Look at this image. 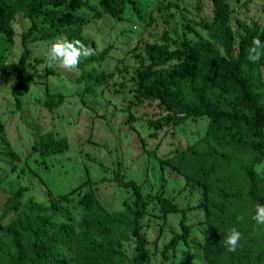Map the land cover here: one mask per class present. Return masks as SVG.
I'll use <instances>...</instances> for the list:
<instances>
[{
    "label": "rangeland",
    "instance_id": "1",
    "mask_svg": "<svg viewBox=\"0 0 264 264\" xmlns=\"http://www.w3.org/2000/svg\"><path fill=\"white\" fill-rule=\"evenodd\" d=\"M83 1L100 12L98 0ZM134 2L139 16L128 4L119 19L107 15L96 18L94 11L85 8L76 12L85 20L82 36L94 45L93 54L109 49L104 62L83 70L68 71L56 65L48 73L45 64L37 62H46L51 43L66 40L65 35L47 31L42 40L26 41L30 53L22 80L27 93L20 97V108L11 94L16 75L0 72V264H32L30 254L22 261L8 254L2 236L8 227L16 230L22 226L20 213L25 205L47 206L54 200L63 206L57 222L73 232L76 242L85 243L84 254L100 249V264H132L136 250L135 238L128 230L130 214L117 241L105 242L99 236L77 238L84 192H90L109 215H125L132 197L130 190L113 182L118 167L125 180L140 185L147 202L143 219L147 264H264V226L249 219L251 203L246 196L244 172L251 156L207 140V118L171 116L159 102L140 101L134 92L136 74L150 65L145 57L147 45H163L173 51L182 43L210 42L225 56L200 26L212 22V3ZM227 2L233 38L230 55L235 58L240 38L264 30V0ZM34 6L36 0H29L14 13L8 24L9 38L0 32V63H18L24 52L22 36L31 26L26 12ZM175 64L172 61L162 68L168 70ZM259 64L264 86V57ZM91 69L105 74L107 81L95 90L94 98H85L80 77ZM47 95H62L64 102L50 110L44 103ZM47 133L54 139H65L67 150L47 157L37 151L40 137ZM261 164L264 159L255 171L263 181L264 167L258 168ZM161 199L178 211L163 213ZM183 215L190 226L187 239L175 248H166L181 234ZM233 228L242 233L237 251L207 257L208 246L225 244ZM32 250L48 264H82L74 263V249L40 244Z\"/></svg>",
    "mask_w": 264,
    "mask_h": 264
},
{
    "label": "trees",
    "instance_id": "2",
    "mask_svg": "<svg viewBox=\"0 0 264 264\" xmlns=\"http://www.w3.org/2000/svg\"><path fill=\"white\" fill-rule=\"evenodd\" d=\"M29 0H0V32L9 38L8 24L14 13L20 10ZM212 3V22L201 23L209 39L218 44L225 56L213 48L210 42L198 44L182 43L173 51L166 46L147 45L145 57L150 65L136 74L134 92L140 101L159 102L171 116L183 114L185 118L208 119L205 138L222 149H235L249 154L251 160L247 164L244 178L247 186V198L251 203L249 219L256 224L252 217L256 214V205H264V180L260 181L255 166L264 159V86L259 69V61L252 63L247 59L248 49L253 38L258 37L264 44V30L253 31L240 38L235 58L232 52L233 38L229 31L231 10L227 0H210ZM128 4L139 16L134 0H98L100 12L89 8L83 0H36V6L28 9L27 18L31 26L22 36L23 54L17 64L0 63V72H11L16 75L11 94L15 99L16 108H20V97L27 93L22 80L25 74L26 58L29 50L26 41L29 39L42 40L45 32L65 35L66 40H80L85 46L94 50L83 38L85 20L77 15V11L85 8L94 11V17L107 15L119 19L122 10ZM109 49L102 50L97 55L81 57L77 70H83L90 64H99L106 60ZM262 56L261 58H263ZM175 61L176 64L168 70L162 67ZM44 63L48 73L51 69ZM107 76L91 69L83 71L80 82L84 84L82 97L94 98L95 90L106 84ZM62 95H47L45 106L48 109L62 105ZM170 116V117H171ZM157 122L155 125H157ZM65 139H54L51 133L40 137L37 151L43 156L62 154L67 150ZM7 155V154H5ZM9 156V155H7ZM113 182L131 191L132 201L126 206L123 214L109 215L101 208L94 196L84 192L80 199L82 208L81 232L77 238H92L99 236L105 242L117 241L124 232L125 217L130 214L129 229L135 238V250L132 264H147L149 251L146 248L147 239L144 233L143 219L147 212V202L140 185L134 180H125L119 173V167L114 174ZM160 207L165 214L177 212L172 203L161 199ZM63 206L60 200H54L47 206L35 204L25 205L20 213L22 226L13 230L8 227L2 236L4 250L18 261L30 254L32 264H48L32 247L34 245H52L54 248L74 249V263L100 264L102 250L84 254L87 246L77 240L73 232L63 229L57 219ZM181 234L171 240L166 248H175L180 241H185L190 233V226L186 225L185 215L180 221ZM72 231V230H70ZM264 239V237H263ZM63 251V250H62ZM226 251L225 244L209 245L207 257H218ZM163 257H166L163 252ZM82 258H85L84 261ZM232 264H241L240 262Z\"/></svg>",
    "mask_w": 264,
    "mask_h": 264
},
{
    "label": "clouds",
    "instance_id": "3",
    "mask_svg": "<svg viewBox=\"0 0 264 264\" xmlns=\"http://www.w3.org/2000/svg\"><path fill=\"white\" fill-rule=\"evenodd\" d=\"M93 52L92 48L85 46L80 40H56L48 48L46 65L49 68L58 65L65 70L75 71L78 69L81 57H90ZM262 56H264V44L258 37L253 38L248 49L247 59L252 63H256L260 61ZM259 167H264V164L259 165ZM237 219L242 220L243 217H237ZM252 219L257 225L264 226V205H256V214ZM241 236L242 233L236 228L231 229L224 241L227 252L235 253L237 251Z\"/></svg>",
    "mask_w": 264,
    "mask_h": 264
}]
</instances>
